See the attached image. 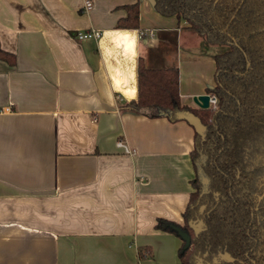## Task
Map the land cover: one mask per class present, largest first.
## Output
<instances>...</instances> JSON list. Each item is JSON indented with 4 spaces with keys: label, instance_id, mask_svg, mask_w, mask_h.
Returning <instances> with one entry per match:
<instances>
[{
    "label": "crops",
    "instance_id": "0c3cea01",
    "mask_svg": "<svg viewBox=\"0 0 264 264\" xmlns=\"http://www.w3.org/2000/svg\"><path fill=\"white\" fill-rule=\"evenodd\" d=\"M92 2L0 0V264H180L181 239L155 224L183 223L195 130L126 104L141 59L177 67L199 108L214 48L152 0ZM133 3L138 27H118ZM88 29L100 38L77 39Z\"/></svg>",
    "mask_w": 264,
    "mask_h": 264
},
{
    "label": "trees",
    "instance_id": "16d2710c",
    "mask_svg": "<svg viewBox=\"0 0 264 264\" xmlns=\"http://www.w3.org/2000/svg\"><path fill=\"white\" fill-rule=\"evenodd\" d=\"M153 6L217 46L215 84L206 89L217 99L215 108L181 103L177 67L147 68L139 60L138 95L126 107L170 121L190 111L206 127L203 136L194 133L195 176L183 223L158 218L155 227L178 236L172 226H179L188 233L189 247L181 240L178 249L180 264L210 261L223 252L233 261L220 264H264V213L255 209L248 165L249 147L264 136V0H154ZM125 9L117 26L137 28L138 4ZM7 55L0 48V58Z\"/></svg>",
    "mask_w": 264,
    "mask_h": 264
},
{
    "label": "flooded vegetation",
    "instance_id": "af4514ba",
    "mask_svg": "<svg viewBox=\"0 0 264 264\" xmlns=\"http://www.w3.org/2000/svg\"><path fill=\"white\" fill-rule=\"evenodd\" d=\"M248 157L250 159L248 165L249 171L251 172V195L255 202V209L258 214H260V209H262V212L264 213V136L262 140L258 139L255 145L249 147ZM262 217L263 216H257V219L260 221ZM224 253L227 252L218 253V255L213 256L210 261H203V259L199 257L197 264H220V260L223 259L229 262L233 261V258L230 257L228 253L227 254L231 260L222 257Z\"/></svg>",
    "mask_w": 264,
    "mask_h": 264
},
{
    "label": "water",
    "instance_id": "95a60500",
    "mask_svg": "<svg viewBox=\"0 0 264 264\" xmlns=\"http://www.w3.org/2000/svg\"><path fill=\"white\" fill-rule=\"evenodd\" d=\"M154 0H152L153 2ZM194 102L200 107V108H208L209 107V94H201L193 97ZM185 119L200 135H204V131L206 129L205 125L202 124L200 118L195 115L194 113L190 111H182L179 114V119ZM207 180L204 179V182ZM172 228L177 232L180 239L184 242L183 248L186 249L190 245V236L187 232L183 231L179 226H172ZM222 257L231 260V258L228 256L227 253H224Z\"/></svg>",
    "mask_w": 264,
    "mask_h": 264
},
{
    "label": "built area",
    "instance_id": "2783aa9c",
    "mask_svg": "<svg viewBox=\"0 0 264 264\" xmlns=\"http://www.w3.org/2000/svg\"><path fill=\"white\" fill-rule=\"evenodd\" d=\"M93 7V2L92 0H83V8L85 11H89L90 9H92ZM144 34V32H140V36H142ZM101 36V31L96 30V29H88L86 31L83 32H79L76 34L77 39L82 40V39H86V38H94V39H98ZM209 107L215 108L217 105V99L214 95H209ZM116 145L118 147L123 148V150L126 153H133V151L128 147V145L121 139H119L116 142Z\"/></svg>",
    "mask_w": 264,
    "mask_h": 264
},
{
    "label": "rangeland",
    "instance_id": "374dc122",
    "mask_svg": "<svg viewBox=\"0 0 264 264\" xmlns=\"http://www.w3.org/2000/svg\"><path fill=\"white\" fill-rule=\"evenodd\" d=\"M206 43V46H210V47H213L214 49L212 50L213 52H215L216 51V49H217V46H212V44H208L207 42H205ZM206 46H203L202 48H204V49H206L205 47Z\"/></svg>",
    "mask_w": 264,
    "mask_h": 264
}]
</instances>
